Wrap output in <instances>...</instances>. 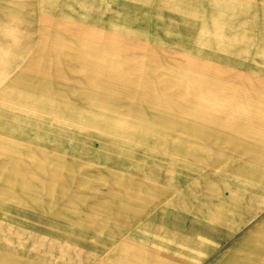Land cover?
Here are the masks:
<instances>
[{
	"label": "rangeland",
	"instance_id": "374dc122",
	"mask_svg": "<svg viewBox=\"0 0 264 264\" xmlns=\"http://www.w3.org/2000/svg\"><path fill=\"white\" fill-rule=\"evenodd\" d=\"M144 196L196 264H264V0H0V226L74 239Z\"/></svg>",
	"mask_w": 264,
	"mask_h": 264
},
{
	"label": "crops",
	"instance_id": "0c3cea01",
	"mask_svg": "<svg viewBox=\"0 0 264 264\" xmlns=\"http://www.w3.org/2000/svg\"><path fill=\"white\" fill-rule=\"evenodd\" d=\"M143 198L138 212H123L116 218L124 222L115 227L113 222L98 221L75 227L74 239H67L64 228L58 232L51 227L21 228L24 239L19 237L20 228L9 234L0 226V264H196L194 228L179 224V197L167 202ZM164 202L170 205H161ZM251 255L243 254L241 260L250 262Z\"/></svg>",
	"mask_w": 264,
	"mask_h": 264
},
{
	"label": "bare ground",
	"instance_id": "6f19581e",
	"mask_svg": "<svg viewBox=\"0 0 264 264\" xmlns=\"http://www.w3.org/2000/svg\"><path fill=\"white\" fill-rule=\"evenodd\" d=\"M223 44H225V46H226V44H227V42H226V39L224 38L223 39ZM100 123V122H99ZM98 124V123H97ZM113 125V124H112ZM112 125H110V126H108V127H111Z\"/></svg>",
	"mask_w": 264,
	"mask_h": 264
}]
</instances>
